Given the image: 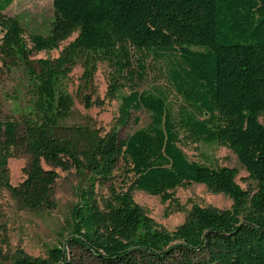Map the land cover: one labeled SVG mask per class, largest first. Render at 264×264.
<instances>
[{"label":"trees","instance_id":"trees-1","mask_svg":"<svg viewBox=\"0 0 264 264\" xmlns=\"http://www.w3.org/2000/svg\"><path fill=\"white\" fill-rule=\"evenodd\" d=\"M12 2L0 0V72L22 66L29 99L18 119L0 114V188L24 209L51 210L57 170H74L78 183L67 237L45 258L18 251L10 264H264V0H52L48 34L28 41L3 14ZM74 34L57 58H32ZM150 53L168 55L183 105L132 89L119 125L137 123L140 110L150 122L125 138L66 123L74 99L62 83L77 65L84 86L97 63L112 67L114 97L134 80L136 55ZM198 143L229 149L255 187L242 189L235 168L190 161L181 147ZM14 149L28 157L16 186L7 168ZM190 184L223 194L230 208L193 206L167 231L133 199L141 191L176 204L173 191Z\"/></svg>","mask_w":264,"mask_h":264},{"label":"rangeland","instance_id":"rangeland-1","mask_svg":"<svg viewBox=\"0 0 264 264\" xmlns=\"http://www.w3.org/2000/svg\"><path fill=\"white\" fill-rule=\"evenodd\" d=\"M5 16L17 19L28 41L30 34L46 35L54 19L52 0H13L3 12ZM61 42L57 49L33 53L32 58L55 59L61 50L74 38ZM144 66L142 79L137 80L139 72L137 60ZM172 59V58H170ZM168 55L157 57L155 54H137L133 59L132 70L136 73L132 82H127L124 89L111 97L108 94L113 68L106 62L97 63L91 81L84 86L81 81L83 69L77 65L62 85L74 99L72 114L67 124L90 125L102 133L115 128L119 137L125 138L132 132L144 128L150 122V114L145 110L133 113L132 119L119 125L122 98L129 92H160L175 107L183 105V98L172 89L167 76ZM28 82L22 66L0 72V114L2 119H18L19 108H23L29 99ZM87 96L91 105L85 107L83 98ZM190 161L221 168H235L238 171L236 183L245 190L253 189L255 183L248 178L236 156L226 147L217 144H193L181 147ZM28 164V157L22 150L14 149L8 159V175L12 185H18L23 179V169ZM59 178L53 188L55 208L51 210H28L18 205L9 192L0 188V264H10L12 256L18 251L33 258H45L47 251L59 246L67 237L70 210L76 202L75 188L78 177L74 170H57ZM176 204L162 202L158 196H151L141 191L133 193L134 202L142 212L157 225L167 231H173L181 225L193 206L212 207L219 210L229 209L232 201L223 194L211 193L204 185L190 184L174 191ZM179 208H177V206Z\"/></svg>","mask_w":264,"mask_h":264}]
</instances>
